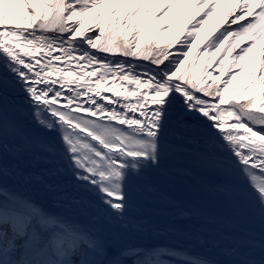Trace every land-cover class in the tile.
<instances>
[{"label":"snow or ice","instance_id":"1","mask_svg":"<svg viewBox=\"0 0 264 264\" xmlns=\"http://www.w3.org/2000/svg\"><path fill=\"white\" fill-rule=\"evenodd\" d=\"M217 10L222 30L201 38ZM173 16L181 19L172 39L180 44L176 54L150 39L157 19L166 17L171 27ZM189 26L193 39L180 40ZM197 41L203 46L189 62ZM0 53V148L53 165L56 157L66 160L65 172L102 193L105 221L123 218L130 181L160 168L170 122L189 117L210 138L227 142L232 167L253 189L264 219V0H152L151 11L146 0H0ZM10 92L24 98L14 109L27 107L43 132L55 135L9 120ZM6 172L0 155V175ZM58 173L53 168L45 175ZM28 178L44 182L43 176ZM165 251L180 264H213L206 257L185 259L179 249ZM159 255L120 247L102 227L48 212L0 185V264H123L128 257H137L133 264H161ZM244 264H264V257Z\"/></svg>","mask_w":264,"mask_h":264},{"label":"bare ground","instance_id":"2","mask_svg":"<svg viewBox=\"0 0 264 264\" xmlns=\"http://www.w3.org/2000/svg\"><path fill=\"white\" fill-rule=\"evenodd\" d=\"M151 2L146 0L150 11ZM173 19L176 24L181 21L178 16ZM124 87L134 88L127 83H124ZM64 102L61 99L60 103ZM148 107L154 109L155 105L149 103ZM39 116L40 113L36 111L35 117ZM196 116L206 119L199 113ZM8 119L15 120L30 132L45 137L55 135L43 132L33 112L27 107L14 109L8 106ZM207 131L195 123L193 118L189 117L183 123L173 118L163 140L186 146L198 153L233 159L234 154H230L224 147L227 142L221 143L214 137L210 138ZM0 155L7 168V172L0 175V185L33 199L48 212L61 213L81 223L102 227L104 234L117 239L120 247L133 246L141 250L179 249L188 257H206L213 264H244L245 260L258 261L264 257V249L261 248L264 245V221L257 224L241 217L238 223L246 228L236 227L211 206L201 203L197 198L194 200L184 196L176 188L179 183L172 181L174 178H187L182 170L160 167L149 170L142 179L131 180L128 208L123 218L105 221L107 210L98 199L102 193H95L90 183H80L65 172L66 160L56 157L53 165L48 161H33L26 154L13 157L2 148ZM53 168L59 169L57 175H45ZM39 176H43V183L36 178L25 179ZM188 179L195 181V178ZM188 198L192 201L188 202ZM133 223L139 224L140 229L133 228ZM125 224H128L127 228Z\"/></svg>","mask_w":264,"mask_h":264},{"label":"rangeland","instance_id":"3","mask_svg":"<svg viewBox=\"0 0 264 264\" xmlns=\"http://www.w3.org/2000/svg\"><path fill=\"white\" fill-rule=\"evenodd\" d=\"M147 4V3H146ZM102 11H105V14L106 13V10H103ZM149 11H150V8H149ZM205 11H207V9H205ZM218 11L217 10V16L213 17L212 20L209 21V23L207 25L204 26V29L201 31L200 33V36L201 38H203L205 35L211 33L213 36L218 34L219 31L222 30V26H219L218 25V21H219V15H218ZM158 16L160 15L159 13L157 14ZM203 15V13H201V16ZM174 18V16H173ZM172 18V21H171V27H168L166 24H165V20L167 19L166 17L164 19H157V28H159V32L161 33V35L164 36L165 39H173V36L175 35L176 31L178 30L179 28V24H176L174 19ZM197 19H200V17H197ZM181 22V21H180ZM195 21H193L194 23ZM243 23V22H242ZM231 27L233 29L236 28V25H231ZM156 28V29H157ZM185 30H190V26L189 28H186ZM187 31V32H188ZM51 35V34H50ZM164 39V40H165ZM191 37H188L187 36V33L184 34V38L183 40H187V41H190ZM202 43L201 41H197V47L193 48V51H192V55L189 57V62L196 57V53L197 51H199V49L202 47ZM242 47L244 45H241ZM178 50V48H177ZM184 50H187V48H184ZM238 51V49L236 50ZM55 54V53H54ZM102 55H106L108 56L109 59H112L113 57L110 55V54H102ZM219 57H217L218 59ZM119 59L121 61L123 60H130L132 61L133 64H136V63H140V64H148L149 61H145V60H140V59H137V58H132V57H123V56H120ZM127 67V66H126ZM209 71H213V69H209ZM215 75L218 74V73H214ZM227 77V74L225 76V78ZM126 83V82H125ZM199 95V94H198ZM247 96H251V93H248ZM231 103V102H230ZM224 107H227V106H224ZM250 126H253V125H250ZM255 127V126H253ZM206 246L204 245L203 248H205ZM156 251H159L160 252V255L158 257V259L160 260L161 264H180V261L178 259H175L173 256L167 254V252L163 249V248H159L158 250ZM137 257H128V258H124L123 259V264H133V261L136 259ZM140 259H145L146 257L141 255L139 257ZM152 259H157V257L153 256L151 257ZM183 258L187 259L189 258L188 256H184Z\"/></svg>","mask_w":264,"mask_h":264},{"label":"trees","instance_id":"4","mask_svg":"<svg viewBox=\"0 0 264 264\" xmlns=\"http://www.w3.org/2000/svg\"><path fill=\"white\" fill-rule=\"evenodd\" d=\"M86 19H90V18H86ZM145 29H147L148 25L145 24L144 25ZM93 30L94 31H98L95 29V26H93ZM188 30H185L184 33L181 35L180 40H183L184 38V34L187 33ZM91 34V33H90ZM139 38V37H137ZM118 40H122V37H118ZM129 39H132V35L129 34ZM150 39L152 41H154L153 43V47H155V45H159L161 48H167L170 52H172L173 54L177 53V48L179 49L180 44L179 42H177V44H172V39H165L163 35H161V33L159 32V28L155 29L152 36L150 37ZM165 39V40H164ZM144 43L142 41L141 43V47H144ZM188 65L186 64L185 67H187ZM218 75V74H216ZM225 77H222L221 79H224ZM235 89V84H233V90ZM249 99L251 98V96L248 97ZM232 103V101H230ZM241 103H244V101H241Z\"/></svg>","mask_w":264,"mask_h":264}]
</instances>
